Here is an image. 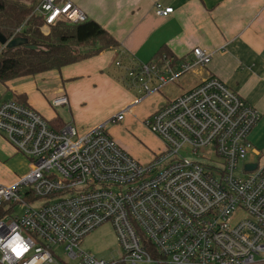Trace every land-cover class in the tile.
<instances>
[{"label": "built area", "instance_id": "2783aa9c", "mask_svg": "<svg viewBox=\"0 0 264 264\" xmlns=\"http://www.w3.org/2000/svg\"><path fill=\"white\" fill-rule=\"evenodd\" d=\"M172 11L155 7L158 16ZM33 13L44 36L59 23L87 21L68 0H41ZM210 58L196 48L178 72L170 71V59L162 61L175 79ZM125 70L128 85L142 84L145 96L154 92L145 79L164 83L153 62ZM67 104L64 95L50 101L53 108ZM133 105L81 134L28 104L0 102V133L29 162L14 184L0 185V264H264V159L245 170L258 111L217 78L203 80L142 121L164 146L143 165L107 134ZM23 187L24 198L42 202L38 209L23 202ZM16 204L25 207L20 218H12ZM105 223L114 229L121 259L104 261L79 249ZM17 246L20 257L12 251Z\"/></svg>", "mask_w": 264, "mask_h": 264}, {"label": "crops", "instance_id": "0c3cea01", "mask_svg": "<svg viewBox=\"0 0 264 264\" xmlns=\"http://www.w3.org/2000/svg\"><path fill=\"white\" fill-rule=\"evenodd\" d=\"M68 1L81 9L88 20L102 27L117 42V47L64 67L58 73L0 83V102L25 94L26 103L51 121L59 116L49 102L64 95L72 120L70 125L80 133H87L141 100L133 105L131 115L114 126L112 138L136 161L147 163L164 146L142 121L213 77L260 114L249 135L254 152L249 153L246 162L256 164L264 159V0ZM156 5L173 11L165 17L158 16ZM196 48L210 55L209 63L180 73L175 79L170 77L164 62L157 59L161 54L167 55L172 61L170 71L178 72L180 62L190 58ZM117 62L122 66H117ZM151 62L164 83L158 77L145 79L147 89L154 92L138 99L125 86L129 83L125 68ZM132 87L144 89L139 83ZM8 91L12 92L11 99H6ZM92 104L101 106L100 114L92 111ZM130 131L146 148H136L132 145L135 140L121 136ZM26 168L29 169L28 159L0 133V185L14 184Z\"/></svg>", "mask_w": 264, "mask_h": 264}, {"label": "trees", "instance_id": "16d2710c", "mask_svg": "<svg viewBox=\"0 0 264 264\" xmlns=\"http://www.w3.org/2000/svg\"><path fill=\"white\" fill-rule=\"evenodd\" d=\"M40 2L0 0V36L7 41L20 36L27 40L28 46L35 47L34 50L25 46L7 49L0 43L1 84L58 73L64 67L117 47V42L102 27L88 19L80 24L59 23L50 29L48 35H42L40 27L43 21L33 13ZM163 56L161 54L157 59L162 60ZM165 57L168 58L167 55ZM12 100L27 104L25 94L17 95ZM50 123H56L58 127L66 125L59 117ZM3 209L4 205H1L0 218Z\"/></svg>", "mask_w": 264, "mask_h": 264}, {"label": "rangeland", "instance_id": "374dc122", "mask_svg": "<svg viewBox=\"0 0 264 264\" xmlns=\"http://www.w3.org/2000/svg\"><path fill=\"white\" fill-rule=\"evenodd\" d=\"M40 33H41V31H40ZM125 86H127V88H129V89H127L128 93L130 95L136 96L138 99L141 98L143 95H146L144 89H140L139 87H131L129 85H125ZM5 96H6V99H11L12 98V92L8 91ZM48 106H50V105H48ZM51 108L58 114L59 118L65 124H71L72 120H71V117H70V114H69L68 106H62V107H57V108L51 107ZM91 109L95 113H99V114L101 113L100 112L101 111V106H99L97 104H92ZM94 116H96V115H94ZM111 118H109V119H111ZM119 123L118 122L111 123L109 125V127L107 128V133H108V135H110V138L112 140H113L112 133H113L114 126H116ZM77 130L80 133L78 128H77ZM130 132L131 133L127 132L128 135H127L126 132L122 133L121 136L125 140H127V139L130 140V141L135 140L136 143H133L132 145L135 146L136 148L138 146H140L139 148H143V147L146 148V146L143 145L142 140H139L135 133H133L132 131H130ZM81 134H82V132H81ZM114 142L116 143L117 141H114ZM117 145L119 146V144H117ZM128 155H130V154H128ZM156 155H153V157L156 156ZM131 157L133 158V156H131ZM153 157H152V159H153ZM149 159H151V157ZM137 161L139 163L143 164V165L149 163V161L147 163H143L142 161H139V160H137ZM23 172L24 173H22L20 175H23V174L27 173L28 172V168H26V170L23 171ZM21 190H22L21 191V197H22V199H25V200H23V202L29 208H31L32 210H36L42 205L41 201H33V202L28 201L23 196L25 187H23ZM24 209H25V207H22L20 204H16L13 207L12 218L13 217L20 218L23 215V212H24L23 210ZM7 217H8V215L4 217L5 221L7 220ZM79 249L82 252H84L86 254H89L90 256L95 257L96 259H102L104 261H111V260L121 259V249H120L119 243L117 241L114 229H113V227H112V225L110 223L102 224L101 226L97 227L92 232H90L89 234L84 236L82 241H81V243H80V245H79ZM56 254L60 257V259L62 261L68 262L67 260H65V257H64L63 253L60 250L56 251ZM262 257H264V255H262ZM255 259L259 260L260 256H256Z\"/></svg>", "mask_w": 264, "mask_h": 264}, {"label": "water", "instance_id": "95a60500", "mask_svg": "<svg viewBox=\"0 0 264 264\" xmlns=\"http://www.w3.org/2000/svg\"><path fill=\"white\" fill-rule=\"evenodd\" d=\"M0 43L3 46H5V48H7V49H11V48L18 47V46H25V48L30 49V50H34L35 49V47H33V46H28L27 45V40L23 39L20 36L14 37V38H12V39H10L8 41L0 36ZM255 168H256L255 164H249V165L245 166V170L246 171H252Z\"/></svg>", "mask_w": 264, "mask_h": 264}, {"label": "snow or ice", "instance_id": "6c2138e0", "mask_svg": "<svg viewBox=\"0 0 264 264\" xmlns=\"http://www.w3.org/2000/svg\"><path fill=\"white\" fill-rule=\"evenodd\" d=\"M12 251L16 254L17 257H20L22 255V251L20 248H13Z\"/></svg>", "mask_w": 264, "mask_h": 264}, {"label": "clouds", "instance_id": "9594fccd", "mask_svg": "<svg viewBox=\"0 0 264 264\" xmlns=\"http://www.w3.org/2000/svg\"><path fill=\"white\" fill-rule=\"evenodd\" d=\"M12 244H17V241H16V240H13V241H12ZM10 247H11V245H10ZM13 248H18V249H19V246H17V247H12V250H13Z\"/></svg>", "mask_w": 264, "mask_h": 264}]
</instances>
